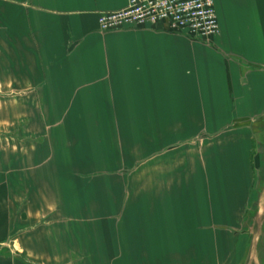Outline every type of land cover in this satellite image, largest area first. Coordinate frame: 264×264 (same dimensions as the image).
I'll return each instance as SVG.
<instances>
[{"label": "crops", "instance_id": "obj_1", "mask_svg": "<svg viewBox=\"0 0 264 264\" xmlns=\"http://www.w3.org/2000/svg\"><path fill=\"white\" fill-rule=\"evenodd\" d=\"M128 2L0 0V264H243L257 248L239 233L264 216V0H214L205 39L101 31Z\"/></svg>", "mask_w": 264, "mask_h": 264}, {"label": "built area", "instance_id": "obj_2", "mask_svg": "<svg viewBox=\"0 0 264 264\" xmlns=\"http://www.w3.org/2000/svg\"><path fill=\"white\" fill-rule=\"evenodd\" d=\"M167 24L170 30L205 39L219 33L214 0H129L117 11L99 16L101 31Z\"/></svg>", "mask_w": 264, "mask_h": 264}, {"label": "rangeland", "instance_id": "obj_3", "mask_svg": "<svg viewBox=\"0 0 264 264\" xmlns=\"http://www.w3.org/2000/svg\"><path fill=\"white\" fill-rule=\"evenodd\" d=\"M262 177L264 179V173H262ZM261 186L259 190H261V194H262V198L260 199L262 204H264V183H260ZM259 206V203L256 202L253 204V208L256 209L257 207ZM264 206V205H263ZM252 209V211L254 210ZM252 214V213H251ZM254 214H252L251 216H249V218L247 219L248 222H247V227L248 229L246 230H243L239 233V235L241 234H247L245 236H243V239L245 238H248L250 243L253 245V241L254 239L256 240L257 242V248L254 249V248H250V251L246 258V261L243 263V264H264V216H263V219H259L258 221V218L255 219V222H254ZM263 220V225L261 228L260 227V221ZM260 228L262 230H260ZM253 254V255H256V260L252 259V257L250 258V255ZM251 255V256H253Z\"/></svg>", "mask_w": 264, "mask_h": 264}]
</instances>
